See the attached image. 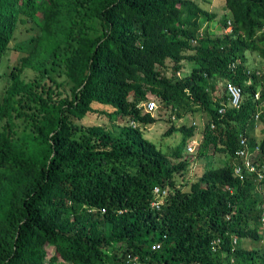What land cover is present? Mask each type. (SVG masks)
Returning <instances> with one entry per match:
<instances>
[{
    "label": "trees",
    "instance_id": "1",
    "mask_svg": "<svg viewBox=\"0 0 264 264\" xmlns=\"http://www.w3.org/2000/svg\"><path fill=\"white\" fill-rule=\"evenodd\" d=\"M222 10L196 0H0V264H264V196L254 191L264 178L233 173L242 136L259 145L264 173V0H223ZM21 25L38 29L29 50L13 46ZM13 50L23 55L2 70ZM227 82L241 87L238 108L226 105ZM148 93L169 109L163 135L183 136L171 153L141 130L157 120L141 105ZM197 111L201 129L178 124ZM90 113L111 127L79 122ZM197 133L198 155L223 163L186 183L182 151ZM155 186L167 189L159 207Z\"/></svg>",
    "mask_w": 264,
    "mask_h": 264
},
{
    "label": "rangeland",
    "instance_id": "2",
    "mask_svg": "<svg viewBox=\"0 0 264 264\" xmlns=\"http://www.w3.org/2000/svg\"><path fill=\"white\" fill-rule=\"evenodd\" d=\"M199 5L208 11H216L218 16H221L224 14V10H222V4L223 0H196ZM222 10V11H221ZM27 26V25H26ZM25 25H21L18 28V32L16 34L15 40H13V46L20 48H23L22 50H29L31 46L34 43V40L32 39L35 37L37 33V28L31 29L30 31L26 30ZM205 28L211 33H217L220 31L219 23H215V21H208L205 24ZM23 51H11L8 55L3 56L2 58V70H8V65L12 66L13 64H16L19 60V57L23 55ZM26 52V51H25ZM24 52V53H25ZM258 56L254 54H248L246 63L250 68H254V66H257L259 62ZM190 63L184 62L183 69L181 70L180 75L186 73L189 71ZM34 76V72L26 70L23 74V77L26 79H30ZM57 80L60 81L63 79V76L58 77L56 76ZM6 79L1 80V84L3 85L5 83ZM217 89L220 90V88L223 86V81L219 80L216 82ZM148 100L153 99L157 101V104L160 106L161 102H159L158 99H156L153 94L148 93L147 96ZM144 102L141 104L143 107ZM144 110V109H143ZM169 109L168 108H160L155 109V111L152 112V114L157 118V120L148 126H141V130L143 132V135L156 144V146L161 149L164 153H171L172 149L180 144V142L183 139V136L180 132H173L171 135L165 136L163 135L165 129L170 124L169 121ZM196 122L197 130L201 129L206 122V116L200 112H193V113H186L180 121H178V124L185 123L190 124L191 122ZM82 124L85 125H91V124H102L106 127H111V122L109 121V118L104 114H98V113H90L87 114L85 118L79 121ZM263 129V128H262ZM258 139L261 140L264 136L263 130H261L259 133H257ZM200 137V134L197 133V136H194L193 139L197 140ZM192 139L187 140V145L191 143ZM186 147H183L182 151V158H186L188 162V166L186 167L184 171V177H179L181 181L184 180V182H188L190 180H194L198 175L202 173V171L206 168L215 167L218 165H221L222 158L219 157L218 154H210L207 156H199L197 153V147L195 152L188 153L185 149ZM186 174V175H185ZM188 180V181H187ZM250 244L252 246L261 247L259 246L258 242L254 241H248V240H242L241 244ZM48 251V257L53 255L54 251L52 248L47 246Z\"/></svg>",
    "mask_w": 264,
    "mask_h": 264
},
{
    "label": "built area",
    "instance_id": "3",
    "mask_svg": "<svg viewBox=\"0 0 264 264\" xmlns=\"http://www.w3.org/2000/svg\"><path fill=\"white\" fill-rule=\"evenodd\" d=\"M231 31V25L228 21V25L227 27L224 29V32H230ZM231 67L233 68L235 66V63H231L230 64ZM179 74V73H178ZM226 91L228 94V102H227V106L228 107H235L238 108L241 104L242 101V91H241V87L233 82H227L226 83ZM258 93H255V99H258ZM143 108L146 112H150L152 113L153 111H155V109L157 110L158 108V104L157 101L153 100V99H149L147 101L144 102L143 104ZM222 111V109H221ZM258 116V112L255 114V118H257ZM248 138L245 136L241 137V144L242 146L236 151V154L241 156L243 158V161L239 164H236L234 166V170L233 173L235 176H238L239 179H244V175L247 174V172L252 173L255 172L257 174V178L258 181H260L261 179L264 178V173L261 171L262 167H259L257 165V162H255V159L258 157L259 154V145H256L253 149L250 148L249 142H248ZM199 144V139L195 140L192 139L191 143L189 145L186 146V151L188 153H193L196 150L197 145ZM255 192H259L264 196V183L263 185L261 184H257L254 188ZM153 196L154 199L151 201V205L152 206H156L159 207L163 202H164V197L167 194V189H160L158 186H155L153 188ZM263 207H264V203H263ZM260 226L261 228H263V233H261V235H263L264 237V211L261 214L260 217ZM260 230H258V233L260 234ZM219 242V240H215L213 241V243L217 244ZM159 247V243H155L151 246L152 249H156ZM127 261H132L133 264L137 263L136 262V257H132V256H128V260Z\"/></svg>",
    "mask_w": 264,
    "mask_h": 264
},
{
    "label": "clouds",
    "instance_id": "4",
    "mask_svg": "<svg viewBox=\"0 0 264 264\" xmlns=\"http://www.w3.org/2000/svg\"><path fill=\"white\" fill-rule=\"evenodd\" d=\"M249 82V81H248Z\"/></svg>",
    "mask_w": 264,
    "mask_h": 264
}]
</instances>
